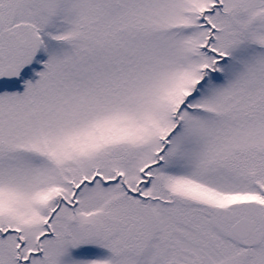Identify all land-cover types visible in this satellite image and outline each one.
<instances>
[{"label":"snow or ice","instance_id":"obj_1","mask_svg":"<svg viewBox=\"0 0 264 264\" xmlns=\"http://www.w3.org/2000/svg\"><path fill=\"white\" fill-rule=\"evenodd\" d=\"M0 264H264V0H0Z\"/></svg>","mask_w":264,"mask_h":264}]
</instances>
